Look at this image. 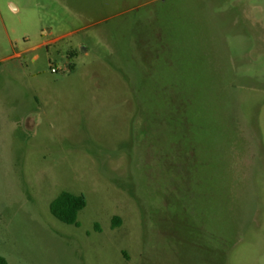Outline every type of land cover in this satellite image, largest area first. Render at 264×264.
Here are the masks:
<instances>
[{
  "label": "rangeland",
  "instance_id": "rangeland-1",
  "mask_svg": "<svg viewBox=\"0 0 264 264\" xmlns=\"http://www.w3.org/2000/svg\"><path fill=\"white\" fill-rule=\"evenodd\" d=\"M0 255L264 264V0H0Z\"/></svg>",
  "mask_w": 264,
  "mask_h": 264
},
{
  "label": "trees",
  "instance_id": "trees-1",
  "mask_svg": "<svg viewBox=\"0 0 264 264\" xmlns=\"http://www.w3.org/2000/svg\"><path fill=\"white\" fill-rule=\"evenodd\" d=\"M86 206L84 196H76L63 192L50 205L52 215L59 221L68 225H77L78 213ZM0 264H10L0 255Z\"/></svg>",
  "mask_w": 264,
  "mask_h": 264
},
{
  "label": "built area",
  "instance_id": "built-area-1",
  "mask_svg": "<svg viewBox=\"0 0 264 264\" xmlns=\"http://www.w3.org/2000/svg\"><path fill=\"white\" fill-rule=\"evenodd\" d=\"M53 71H55V70H53Z\"/></svg>",
  "mask_w": 264,
  "mask_h": 264
}]
</instances>
